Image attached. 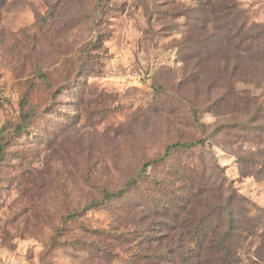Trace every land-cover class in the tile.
<instances>
[{"label":"rangeland","instance_id":"obj_1","mask_svg":"<svg viewBox=\"0 0 264 264\" xmlns=\"http://www.w3.org/2000/svg\"><path fill=\"white\" fill-rule=\"evenodd\" d=\"M238 1L264 24V0ZM196 2L0 0V264H166L144 251L145 216L172 190L163 183L188 179L209 181L213 204L233 187L238 225L257 226L243 264H264V71L234 81L256 103L222 99L221 48H182ZM194 140L205 144L175 149L126 197L102 200L168 145Z\"/></svg>","mask_w":264,"mask_h":264},{"label":"trees","instance_id":"obj_2","mask_svg":"<svg viewBox=\"0 0 264 264\" xmlns=\"http://www.w3.org/2000/svg\"><path fill=\"white\" fill-rule=\"evenodd\" d=\"M193 12V17L186 24L187 31L182 48L193 45L198 52L206 50L208 55L214 51V47H220L223 51L222 73L227 80V90L222 99L228 98L234 103L254 102L245 91L235 88L234 81L244 84L258 83L256 78L264 71V24L252 20L250 12L238 0H197ZM27 122L28 118L24 115L15 132H23ZM204 144V140H194L168 145L163 155L144 163L141 171L125 186L116 191H105L102 200L126 197L145 179L149 167L155 168L165 163L175 149H193ZM8 145L7 136L1 131L0 167ZM257 165L261 166L264 174V161ZM242 174L255 175L254 171H242ZM181 183L178 187L163 183V188L172 190H159L158 195L150 200L152 212L145 216L148 224L146 232H143L148 235L147 244H150L144 247V251L148 252L147 257L156 256L160 262L166 264H243L241 250L249 239L256 236L257 226L253 218L248 220L244 229L238 225L234 211L241 198L237 192L233 187L227 189L224 185L217 203L213 204L209 181L198 183L188 179ZM226 190L229 191L228 195L223 193ZM95 204V201L88 203L83 209L94 208ZM76 215L77 211L71 213L69 218L74 219ZM157 231L159 233L153 235ZM153 242L160 246L165 243V249L160 251L156 246L157 250H153ZM191 242L193 245H190ZM256 258L264 262V253H258ZM253 264L258 263L255 261Z\"/></svg>","mask_w":264,"mask_h":264}]
</instances>
